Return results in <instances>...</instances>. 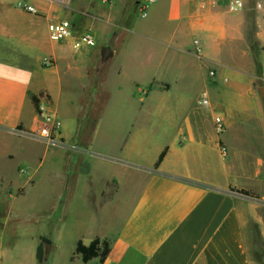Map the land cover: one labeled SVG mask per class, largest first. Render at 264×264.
Instances as JSON below:
<instances>
[{
    "label": "crops",
    "instance_id": "obj_1",
    "mask_svg": "<svg viewBox=\"0 0 264 264\" xmlns=\"http://www.w3.org/2000/svg\"><path fill=\"white\" fill-rule=\"evenodd\" d=\"M229 1L153 0L143 18L147 0H0V264L10 249L14 264H38L44 238L50 253L64 248L62 235L42 234L11 248V214L19 206L20 224L32 190L57 233L65 213L70 261L79 241L100 238L110 254L87 264H257L247 235L264 224V0H242L237 13ZM61 20L73 37L53 42L48 26ZM87 33L96 46L75 48ZM103 47L113 51L105 64ZM31 96L60 123L55 144L17 133L41 121Z\"/></svg>",
    "mask_w": 264,
    "mask_h": 264
},
{
    "label": "rangeland",
    "instance_id": "obj_2",
    "mask_svg": "<svg viewBox=\"0 0 264 264\" xmlns=\"http://www.w3.org/2000/svg\"><path fill=\"white\" fill-rule=\"evenodd\" d=\"M89 95L84 94V96L80 97V115L81 118L83 117V114L85 113L86 103L89 100ZM91 98V96H90ZM106 100H108V97H106L105 94L97 95L95 99L91 98L90 100L93 101L91 103V114H85L87 117H89L86 121L83 123V127L80 129L79 134L84 137L88 138L92 135L94 126L96 125V122L98 120L99 111L101 109L102 103ZM196 98V97H193ZM200 98V97H199ZM121 99V98H120ZM114 101H116V98H114ZM130 102L125 97H122V100H120V104L122 105L124 103ZM119 103V102H118ZM130 103H137V102H130ZM95 108V110H94ZM94 110V112H93ZM116 113L118 116H122L125 121V115L127 114L126 111L123 109L116 110ZM113 127L107 126L106 127V134L112 130ZM148 130V129H146ZM154 131V134L156 136L159 135H166V128L162 127H154L153 129H150ZM58 139V138H57ZM59 143V142H58ZM27 202H24L21 206V209L23 210V217L20 221V224L18 222L19 218V206L18 208L14 209L11 217H10V223L7 228V232L5 235L8 237V241L11 243V248H13L14 245H18V247H23V241H25L26 235H48L50 238H52V235H62L64 237V248L61 253H50L48 260L44 264H83L81 261V258H76L74 261H70L69 258L71 257V253L68 252L67 247V235H68V222L67 218L65 216V213L59 212V229L58 233L56 232L55 228V222L53 224L51 223V220L45 216L46 214H49V209L44 208L43 209V216H40L41 214V207L37 204V200L35 197V191L32 190L27 198ZM256 212L259 214L262 213V217H264V208L256 210ZM264 220V218H263ZM15 225V226H14ZM252 232L251 235H247L248 243L251 251V256L254 262L257 264L264 263V224H259L252 221ZM16 233V234H15ZM14 234L16 237H13ZM15 242H20V244H17ZM50 247L51 250V244H46L44 246V249ZM12 249H10L9 252L6 254V264H14V258L13 254L11 253ZM68 254V255H67ZM9 259V261H8Z\"/></svg>",
    "mask_w": 264,
    "mask_h": 264
},
{
    "label": "built area",
    "instance_id": "obj_3",
    "mask_svg": "<svg viewBox=\"0 0 264 264\" xmlns=\"http://www.w3.org/2000/svg\"><path fill=\"white\" fill-rule=\"evenodd\" d=\"M80 1H88V0H80ZM102 2H108V0H100ZM153 3V0H147L140 9L139 13L141 17L147 16V9ZM245 4L242 0H230L228 3V10L232 13H237L244 10ZM73 25L69 20H61L57 22H53L48 26V33L49 38L53 42H62L66 41L73 37ZM96 46L95 38L87 33L80 36L75 43V48H82V47H94ZM195 52L197 55H201L203 51L202 42L199 39L194 41ZM44 66L50 67L51 60L46 58L43 62ZM211 77L215 76L214 72H210ZM198 104L202 107H210L211 101L207 95H203L199 98ZM41 109V108H40ZM41 116V121L38 123V126L35 130L25 133L23 131H18L17 133L21 135H29L32 138L36 139L37 141L46 143V144H55L57 142V137L59 136L60 131V123L58 120L51 116L43 114ZM215 128L218 133H222L224 130V123L220 117L215 118ZM221 153L223 156L227 155V149L225 147H220Z\"/></svg>",
    "mask_w": 264,
    "mask_h": 264
},
{
    "label": "trees",
    "instance_id": "obj_4",
    "mask_svg": "<svg viewBox=\"0 0 264 264\" xmlns=\"http://www.w3.org/2000/svg\"><path fill=\"white\" fill-rule=\"evenodd\" d=\"M31 99L36 109V113L38 115H42V110L40 109L39 98L36 96H31ZM166 154H167V149H165L159 156V159L155 166L156 168L160 166ZM238 192L244 195L251 196V194L246 191H238ZM48 243H49V240L44 238L42 244L38 248V251H37L38 264H44L46 262L44 245ZM110 250H111V243L109 240H106V239L102 240L100 238H96L89 245H85L82 241H79L76 245L75 253L76 255L81 257L82 262L84 264H87L94 259H99L100 263H104L110 254ZM261 264H264V263H261Z\"/></svg>",
    "mask_w": 264,
    "mask_h": 264
},
{
    "label": "water",
    "instance_id": "obj_5",
    "mask_svg": "<svg viewBox=\"0 0 264 264\" xmlns=\"http://www.w3.org/2000/svg\"><path fill=\"white\" fill-rule=\"evenodd\" d=\"M113 55V51L108 47H103L101 49V63L105 64ZM264 92V89H262ZM48 245V244H47ZM50 254V247L45 249V261L48 260Z\"/></svg>",
    "mask_w": 264,
    "mask_h": 264
}]
</instances>
